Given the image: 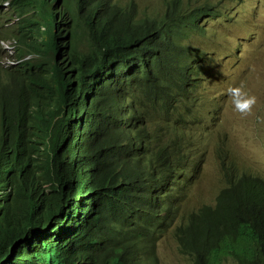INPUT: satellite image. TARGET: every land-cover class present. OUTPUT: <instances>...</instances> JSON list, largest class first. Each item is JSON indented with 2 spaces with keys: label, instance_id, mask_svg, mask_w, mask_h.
I'll return each mask as SVG.
<instances>
[{
  "label": "trees",
  "instance_id": "16d2710c",
  "mask_svg": "<svg viewBox=\"0 0 264 264\" xmlns=\"http://www.w3.org/2000/svg\"><path fill=\"white\" fill-rule=\"evenodd\" d=\"M9 2L0 40L31 56L0 63V264H159L169 232L192 264H264L263 177L220 146L214 201L190 199L212 54L190 39L218 5Z\"/></svg>",
  "mask_w": 264,
  "mask_h": 264
},
{
  "label": "rangeland",
  "instance_id": "374dc122",
  "mask_svg": "<svg viewBox=\"0 0 264 264\" xmlns=\"http://www.w3.org/2000/svg\"><path fill=\"white\" fill-rule=\"evenodd\" d=\"M188 1L195 4L204 0ZM207 1L217 4L221 14L207 21L204 33L194 31L190 39L212 53L205 63L208 78L199 89L206 95L197 109L205 125L195 126L201 164L191 188L192 202L198 199L213 202L221 188L220 146L227 149L240 167L264 178V0ZM136 2L142 13H153L165 0ZM4 3L8 9L10 4ZM12 22L5 25L12 27L17 20ZM42 31L51 40L50 31L45 27ZM1 53L7 55L6 51ZM241 82L257 97V104L247 116L235 111L227 94L230 86ZM157 252L159 264H192L170 232L159 239Z\"/></svg>",
  "mask_w": 264,
  "mask_h": 264
},
{
  "label": "clouds",
  "instance_id": "9594fccd",
  "mask_svg": "<svg viewBox=\"0 0 264 264\" xmlns=\"http://www.w3.org/2000/svg\"><path fill=\"white\" fill-rule=\"evenodd\" d=\"M5 1H7L10 4L9 0H0V11L1 10H7V6H3ZM14 20L15 21L17 20V22H18L19 19H18V17H16V19H14V17H13L11 20H9L10 22L7 21L6 23L7 24H9V23L14 24L12 22ZM6 26H9V25H6ZM8 39H15L16 43H17L15 54L12 56L17 62L15 64H11L8 66H14V65L18 64L22 59L28 58L31 56V55L24 56L22 59L18 57L19 42H18L17 38L14 36L4 37L0 40V51L1 50L5 51V49H3V47H2L1 42L3 40H8ZM6 56H8V53H7V55H2V53L0 54V63L3 66L8 67L1 62V60ZM227 94L229 96V99H230L232 105L234 106L235 111L238 112L239 114H241L242 116L250 115L252 113L254 106L257 104V97L255 95L250 94L249 91L246 90V85L243 82H241L240 84H238L234 87L230 86L227 89Z\"/></svg>",
  "mask_w": 264,
  "mask_h": 264
},
{
  "label": "built area",
  "instance_id": "2783aa9c",
  "mask_svg": "<svg viewBox=\"0 0 264 264\" xmlns=\"http://www.w3.org/2000/svg\"><path fill=\"white\" fill-rule=\"evenodd\" d=\"M3 6H7L5 3ZM3 49L8 53V56L4 57L1 62L8 66L11 64H15L17 61L12 57L15 54L17 43L15 39H8V40H3L1 42Z\"/></svg>",
  "mask_w": 264,
  "mask_h": 264
}]
</instances>
